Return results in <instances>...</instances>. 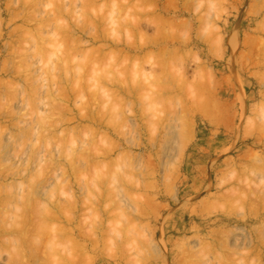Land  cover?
<instances>
[{
    "label": "clouds",
    "instance_id": "clouds-1",
    "mask_svg": "<svg viewBox=\"0 0 264 264\" xmlns=\"http://www.w3.org/2000/svg\"><path fill=\"white\" fill-rule=\"evenodd\" d=\"M0 264H264V0H0Z\"/></svg>",
    "mask_w": 264,
    "mask_h": 264
},
{
    "label": "rangeland",
    "instance_id": "rangeland-1",
    "mask_svg": "<svg viewBox=\"0 0 264 264\" xmlns=\"http://www.w3.org/2000/svg\"><path fill=\"white\" fill-rule=\"evenodd\" d=\"M220 99L225 105L227 106L228 102L231 99V93L227 88H224L219 93ZM226 123V121H225ZM225 134V126L224 124H221L219 127H201L198 135V141H199V147H205L207 145H214L219 143L223 138ZM199 159V151L197 149V145H193L189 149V158L186 161L185 164V172L189 175V183H192V179L195 177V166L197 163V160ZM177 211H179L177 209ZM181 219L184 220L185 223L188 222V217L183 216Z\"/></svg>",
    "mask_w": 264,
    "mask_h": 264
}]
</instances>
